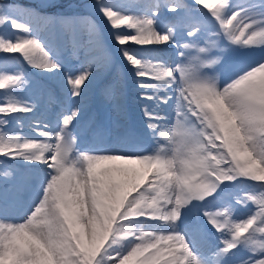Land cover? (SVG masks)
I'll list each match as a JSON object with an SVG mask.
<instances>
[{"label":"snow or ice","instance_id":"obj_1","mask_svg":"<svg viewBox=\"0 0 264 264\" xmlns=\"http://www.w3.org/2000/svg\"><path fill=\"white\" fill-rule=\"evenodd\" d=\"M59 6L55 0H0V54L36 70L62 71L24 22H81L42 16L41 9ZM93 6L112 28L133 30L113 39L137 78L143 120L115 131L78 129L73 110L50 128L38 118L39 101L18 95L26 75L0 69V90H8L0 93V155L24 162L15 176L2 174L11 180L0 188V264H264V242L255 238L264 236V192L236 201L229 194L243 178L264 181V0H147L135 15L114 11L104 0ZM5 28L15 35H5ZM208 32L206 47H199ZM90 35L100 69H110L116 56L94 29ZM153 45L174 46L187 62L170 63L164 49L146 47ZM192 48L197 55L186 57ZM211 49H218L215 58H202ZM213 65L221 76L231 69L222 85L201 71ZM91 77V66L69 73L71 96L82 97ZM107 91L119 108V84ZM25 119L35 121L31 129L39 138L23 134ZM86 132L92 139L78 146ZM149 135L169 147L150 150L143 143ZM245 202L258 210L240 218L236 206ZM21 212L20 221L12 218Z\"/></svg>","mask_w":264,"mask_h":264},{"label":"rangeland","instance_id":"obj_2","mask_svg":"<svg viewBox=\"0 0 264 264\" xmlns=\"http://www.w3.org/2000/svg\"><path fill=\"white\" fill-rule=\"evenodd\" d=\"M25 4L32 3L33 0H21ZM60 6L55 8L41 9L46 13L64 14L70 17H80L81 22L68 27L63 24L60 27L52 25L44 26V23L38 24L37 21L31 23L27 18H24V22L31 26L32 34L38 38H42V42L46 44L47 49L50 50V55H53L63 65L62 71L54 70L53 73L47 71H41L31 68L22 60L9 58V54H0V69H6L10 72L21 70L27 77V85L24 90L18 95L21 98L30 99L33 102L39 101L40 113L38 118L46 123L50 128L56 127L58 121H55V117L62 118L63 114H68L70 111L78 110V129H88L95 125L106 126L113 131L120 128H132L139 126L143 120L141 109L139 105L142 103L137 99V93L140 89L137 87V78L133 74V69L128 66L127 62L123 58L119 57L117 52L119 45H117L113 39L116 32H129L126 25H122L117 29L111 27V22L107 21L105 17L97 10L93 4L94 0H55ZM113 6L114 11H119L121 14L135 15L138 14L140 9L138 5H143L147 0H104ZM184 3L188 2L183 0ZM237 2H247V0H237ZM22 3V4H23ZM198 8H202L201 5H197ZM204 12H207L205 9ZM209 26L214 25L209 21ZM90 29H94L96 36L100 37L103 45L107 50H110L116 56L115 64L107 70L100 69V65L97 62L99 57L97 53V47L95 43V37L90 35ZM5 35H15L12 30L5 28ZM75 33L77 42L74 44L72 35ZM134 34V33H133ZM212 33L208 32L204 37L203 42H199V47H206L207 39ZM59 37V38H57ZM129 45H125L127 47ZM130 46L135 50L141 46H137L134 43H130ZM146 47H159L164 49V56L170 57V63L173 61L187 62L186 59L181 58L176 52L175 47L165 48L164 45H153ZM253 47L259 52L260 46L253 45ZM218 49H211L207 54H201L202 58L206 56L207 59H214L213 53ZM18 56L19 54H14ZM197 55L196 49L186 50V57H194ZM159 63L160 61H153ZM91 66L93 71V77L91 82H86L82 85L83 96L72 97L71 85L67 83L69 73L76 75L81 69H88ZM205 75L216 76L217 82L223 84L224 81L231 75V69H223V76H221V69L218 65L212 67H205L201 69ZM118 83L121 89L119 108L115 107V101L109 98L108 91L113 83ZM8 90H0V93H6ZM5 99L7 97H4ZM143 103H147L146 101ZM163 114V113H161ZM15 116H23L24 114L16 113ZM31 117V114H27ZM35 121L32 119H25L20 122L19 127L22 128V132L29 138H39V132L32 131L31 125ZM172 123H175L173 118ZM18 125L13 124L10 127L16 128ZM170 126V125H169ZM158 136V133H157ZM92 139L91 135L87 132L78 138V141L89 143ZM77 141V143H78ZM145 147L152 151L159 149H167L164 145V140H153L145 137L143 140ZM24 162L18 159L7 158L0 155V188L3 187L6 179L11 180V177H5L2 175L5 172H11L13 176L19 171V165ZM264 184V181H251L247 178H243V183L234 184L229 194L233 201L239 198L249 195L260 196L264 189H261L259 185ZM11 187V185H9ZM21 200L27 198L26 194L21 193ZM237 216L244 217L245 214H249L257 211V206L251 202H245V204H237ZM19 215V214H18ZM16 213L12 214V218L20 221ZM255 227V225L253 226ZM148 230V229H145ZM251 231V230H250ZM247 235V233H245ZM257 243L264 242V236L260 233L255 234Z\"/></svg>","mask_w":264,"mask_h":264},{"label":"trees","instance_id":"obj_3","mask_svg":"<svg viewBox=\"0 0 264 264\" xmlns=\"http://www.w3.org/2000/svg\"><path fill=\"white\" fill-rule=\"evenodd\" d=\"M19 1H21V0H19ZM19 3H23V2H19ZM23 4H25V3H23ZM41 14H42L43 17H51V16H53V15H56V14L49 13V12L46 13V12H44V11H41ZM74 17H77V16H74ZM79 18H80V17H79ZM29 22L31 23L32 21L29 20ZM37 22H38V24H39V23H40V24L44 23V26H46V25L48 24V25H52V26H55V27H60V25H61V24H59V23L52 24V23L48 22V21L45 20V19H41V20H39V21H37Z\"/></svg>","mask_w":264,"mask_h":264},{"label":"bare ground","instance_id":"obj_4","mask_svg":"<svg viewBox=\"0 0 264 264\" xmlns=\"http://www.w3.org/2000/svg\"><path fill=\"white\" fill-rule=\"evenodd\" d=\"M187 2H188V4H191L192 3V0H186ZM60 119H62V118H60L59 116H56L55 117V121H58V120H60ZM88 143H85V142H83V141H78V146H86ZM164 145H165V147L166 148H168L169 147V145H168V143H167V141H165L164 140ZM27 199V198H26ZM25 200V199H24ZM252 213H254L253 211H252ZM23 215V213L21 212V213H19V215H18V217L19 216H22ZM248 214L246 213L245 214V216L244 217H246ZM243 216L242 217H240V218H244Z\"/></svg>","mask_w":264,"mask_h":264}]
</instances>
